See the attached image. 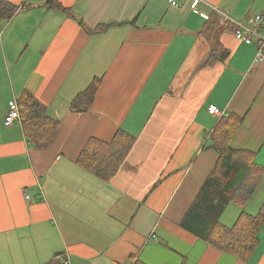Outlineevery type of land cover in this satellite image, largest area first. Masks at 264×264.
I'll list each match as a JSON object with an SVG mask.
<instances>
[{
	"label": "crops",
	"instance_id": "1",
	"mask_svg": "<svg viewBox=\"0 0 264 264\" xmlns=\"http://www.w3.org/2000/svg\"><path fill=\"white\" fill-rule=\"evenodd\" d=\"M7 1L19 11L0 25V264H264V227L245 262L181 225L218 159L207 146L221 118L243 117L232 145L264 168V62L235 37L236 23L264 34V0H200L198 13L193 0H56L73 17L49 0ZM215 14L232 26L219 38L228 58L210 67L201 32ZM94 78L92 108L72 112ZM23 92L60 122L46 149L22 122L5 125ZM119 129L136 141L112 180L78 165L91 138ZM246 211L264 214V177Z\"/></svg>",
	"mask_w": 264,
	"mask_h": 264
},
{
	"label": "trees",
	"instance_id": "2",
	"mask_svg": "<svg viewBox=\"0 0 264 264\" xmlns=\"http://www.w3.org/2000/svg\"><path fill=\"white\" fill-rule=\"evenodd\" d=\"M48 4L73 17L72 13L56 0H49ZM18 11V6L7 0H0V25L4 21H10ZM80 25L89 34H102L111 27L100 25L90 30L84 23L80 22ZM231 26L230 23L221 26L217 14L207 20L201 32L206 39L212 41L206 66H214L228 58L229 53L223 48L219 38ZM100 87L101 79L94 78L89 87L73 100L70 105L71 111L74 113L89 111ZM18 103L23 107L21 122L25 137L36 149L48 148L59 129V120L50 117L47 107L29 92H23ZM242 123V116L231 113L221 118L215 127L207 149L214 150L218 159L181 225L223 253L249 262L260 243L264 214L250 215L246 208L264 177V168L257 163L255 153L235 149L232 145ZM135 141L136 138L123 129H119L110 142L91 138L77 163L88 173L104 181H110L120 171ZM232 205L238 207L240 213L234 224L227 226L223 222V217ZM128 264L143 263L133 257Z\"/></svg>",
	"mask_w": 264,
	"mask_h": 264
},
{
	"label": "built area",
	"instance_id": "3",
	"mask_svg": "<svg viewBox=\"0 0 264 264\" xmlns=\"http://www.w3.org/2000/svg\"><path fill=\"white\" fill-rule=\"evenodd\" d=\"M169 3L173 7H178V3L176 0H169ZM200 0H193L192 6L193 11L198 13V4ZM255 22L258 26H261L264 23V15H257L255 17ZM235 37L237 40L244 42L245 44L252 45L256 43L258 46V53L256 57V61L264 62V34L256 29L247 27L243 24H238V30L235 33ZM23 111V107L20 106L17 100L12 101L9 106L7 116L4 120L6 126H10L15 122H21V114ZM210 114L213 116H222L220 110L215 107L211 106L209 108Z\"/></svg>",
	"mask_w": 264,
	"mask_h": 264
},
{
	"label": "rangeland",
	"instance_id": "4",
	"mask_svg": "<svg viewBox=\"0 0 264 264\" xmlns=\"http://www.w3.org/2000/svg\"><path fill=\"white\" fill-rule=\"evenodd\" d=\"M239 24V23H238ZM238 24L237 25V30H238ZM236 30V31H237ZM236 33V32H235ZM240 213V209L234 205H232L228 210H227V215L229 218V223H231L230 221H232V218L234 219V217L236 216V214ZM226 218V217H225ZM223 222H225V219H223ZM227 223V222H226Z\"/></svg>",
	"mask_w": 264,
	"mask_h": 264
}]
</instances>
